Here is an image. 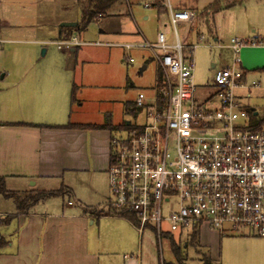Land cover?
I'll return each mask as SVG.
<instances>
[{
    "label": "crops",
    "instance_id": "0c3cea01",
    "mask_svg": "<svg viewBox=\"0 0 264 264\" xmlns=\"http://www.w3.org/2000/svg\"><path fill=\"white\" fill-rule=\"evenodd\" d=\"M72 1L63 6L66 16L63 14L56 23L52 19L40 23V31L45 33L42 37L23 40L6 36V26L0 22V60L7 54V46L17 42H31L41 47L62 40V22L76 24L72 26L71 38L80 42L69 49H59L62 59L52 65L41 64L35 58H22L13 66L0 61V176L4 178L7 190H49L51 186L61 184L68 187L74 197V200H68L67 206H56L50 198L19 212L13 199L1 195L4 200H11L14 207L9 204L12 211L0 212L5 218L10 216L3 223L7 231L1 232L9 243L0 251V264H162L165 261L160 258L161 254L148 252L144 247L138 257L139 241L132 232L126 233V229L133 227L125 219L100 216L86 210L87 207H97L104 213L109 197L107 169L111 158V138L118 131L114 127L131 123L123 116H132L131 111L135 107L127 82L128 74L125 84L118 85L116 74L104 77L90 71L88 68L93 57L87 54L88 47H119L125 52L123 47L115 44L146 39L140 38L143 34L140 30L132 31L125 27L119 28L122 42L80 39V31L74 29L80 18L68 13L75 7L79 8ZM143 1L132 0L130 5L124 4L120 16L114 17L123 19L131 14L134 3ZM152 2L147 1L145 5L153 6ZM176 6L177 9L196 10L194 5L182 8L186 7L182 1ZM119 7L112 9L111 13L118 12ZM153 7L165 18L159 31H170L168 11ZM149 18L150 15H144L145 20ZM105 19L98 22L103 23ZM107 28L102 26L100 32L107 33ZM194 30L198 38L203 34H199L191 24L182 38L185 43L192 44L190 38ZM54 35L56 40L48 37ZM47 51L44 48L42 55ZM125 60L132 63L127 58ZM151 60L154 61L152 57ZM85 64L89 66L86 71ZM155 65L154 83L160 72L156 62ZM74 86L77 88L76 101L72 103ZM67 124L75 126H65ZM76 124L108 125L86 128ZM81 184L87 185L94 196L105 197L106 201L101 205L83 201L79 193ZM5 218L3 216L0 221ZM204 227L208 229V235H198V244L210 259L216 260L220 248L224 249L225 236ZM104 233L117 246H126L130 253H125L121 259L118 253L106 252L100 247ZM114 255L117 259L111 258Z\"/></svg>",
    "mask_w": 264,
    "mask_h": 264
},
{
    "label": "built area",
    "instance_id": "2783aa9c",
    "mask_svg": "<svg viewBox=\"0 0 264 264\" xmlns=\"http://www.w3.org/2000/svg\"><path fill=\"white\" fill-rule=\"evenodd\" d=\"M164 2L170 31H159L155 42L115 44L148 50L162 73L135 99L144 121L127 124L111 138L104 211L123 213L116 216L136 230L138 257L148 231L161 255L164 238L181 241L188 230L190 240L204 226L222 236L264 238V118L253 120L259 111L240 99L251 87L238 55L249 41L232 39L234 66L215 68L212 91L199 101L193 73V52L199 44H187L179 34V28L194 21L196 11ZM53 43L69 49L80 42L71 38ZM252 43L264 46V37Z\"/></svg>",
    "mask_w": 264,
    "mask_h": 264
},
{
    "label": "rangeland",
    "instance_id": "374dc122",
    "mask_svg": "<svg viewBox=\"0 0 264 264\" xmlns=\"http://www.w3.org/2000/svg\"><path fill=\"white\" fill-rule=\"evenodd\" d=\"M71 1L72 0H0V22L2 25L6 26L4 27L6 28V30H4L5 35L23 40L44 36L45 33H41L42 31H40V23L50 19L56 23L58 18L65 15L63 6L68 2L71 3ZM79 1L80 0H73L72 4H77L79 7ZM147 1L149 2L151 0L134 3L131 8V14H128V16L123 19H120L121 17H114L120 16L123 5L118 8L120 11L117 9L118 12L111 13L110 10L105 15H98L97 21L91 22L86 30L79 33L80 39L85 41L100 40L105 42H122V35L119 34L121 30L119 28L125 27L127 30H140L143 33L142 36H140L141 39L145 38L149 42H155L157 33L162 28L165 18L159 14L157 8L153 6L147 7L145 5ZM181 1L186 6L182 8H187L191 5L195 6L197 15L191 24L196 28L199 34L203 33L205 36V40L200 41L194 30L190 38L192 45L199 44L193 52V59L195 61L193 73L194 80L198 87V100H202L206 95L211 93L212 72L215 68L218 69L227 65L234 66V53L229 47L232 39L237 38L239 40L249 41L247 45L240 49L238 55L242 62V66L247 70V83L251 85V87L243 90V92L240 91L239 94L241 92L244 94L240 99L245 106L256 108L259 111L257 118L252 116V119H263L264 46L255 45L252 42H255L259 36L264 37V0H243L242 3L237 2L235 5L226 9L224 7L215 13H203V11L205 7L216 0H171L174 8H176L177 3ZM130 2H132V0H128L127 4L130 5ZM221 2L224 4L225 0H221ZM152 3H155L162 11H168L164 0H153ZM126 5L124 7L127 8ZM128 10L130 11V8H128ZM68 13H73L72 15L74 17H81L80 9L76 7L72 9V12ZM144 15H150V18L145 20ZM103 19H105L103 23L98 22ZM190 25L179 28L181 38L188 32ZM102 26L108 27L107 33L100 32ZM43 31H46V29ZM125 32L127 33L128 31L125 30ZM48 37H50L51 40H56L55 35ZM52 43H46L41 45V47L32 45L31 42L24 41L8 45L6 49L7 54L3 60L1 59L2 63H5L7 66H13L15 61L21 60L22 58H35L39 60L41 64H56L62 59V54H60V50L57 46ZM44 48L48 51L43 56L42 50ZM88 48L87 54L92 55L93 59L90 67L86 66V64L84 65L85 71L90 69V71H94L96 74L104 77H106V75L109 76L110 73H114L116 74V83H118V85L125 84L126 75L128 74L127 82L130 90H132V99L135 100L140 92H146L149 88L154 86L156 65L155 61L151 60L152 55L149 56L148 50L124 48L126 51L123 52L119 47L97 46ZM125 53L126 56L124 57ZM130 56L134 58V62L128 64L125 59H128ZM80 59L81 57H79V60ZM213 64H215V67ZM144 65L147 66V68L144 67ZM253 81L259 83V86L252 85ZM248 93H250V97H247ZM134 111V115L132 116L124 115V119L131 123H142L144 119L140 117L138 107L135 106ZM119 133L120 132H117L116 135H119ZM51 187L52 188L49 190L39 189V191H62L60 195L51 197V202H54V205L58 206L60 204V206H67L69 199L74 200L72 193L63 189L64 187L61 184ZM103 188L106 187L103 186ZM79 193L82 195L83 201L89 204L101 205L106 201L105 197L98 198V196H94L87 185L83 186L81 184ZM9 204H12L14 207V203L11 200H4L0 195V212L5 213L7 211H12L9 209ZM86 210L93 213V211H99L100 209L97 207H87ZM25 211L26 210H23L22 212ZM107 212L108 210L104 211V213ZM5 217L4 215V218ZM4 225L0 223V232L7 231L6 225ZM207 230V228L201 227L198 232L199 236L207 234ZM130 232L135 236L134 238L136 241H139V235L136 230L132 228L126 229V233ZM188 232V230L183 232L184 235L181 241H177L175 238L172 240L164 238L162 240L163 252L160 258L165 261V263L163 262L162 264H264V238L225 234V237H223L224 249L222 248L221 250L220 248L217 259L212 260L199 244H194L189 241V238L185 235L188 234ZM176 237H179L178 233H176ZM109 239L110 237L104 233L100 240V247L106 249V252L115 253V255L118 253L121 259H123L125 253H130L126 246H117L116 243H113ZM184 241L188 242L187 247ZM174 244L180 251L177 256L173 251ZM143 247L148 252L158 251V245L153 232H146L143 240ZM115 255L111 256V258L117 259Z\"/></svg>",
    "mask_w": 264,
    "mask_h": 264
},
{
    "label": "trees",
    "instance_id": "16d2710c",
    "mask_svg": "<svg viewBox=\"0 0 264 264\" xmlns=\"http://www.w3.org/2000/svg\"><path fill=\"white\" fill-rule=\"evenodd\" d=\"M127 1L128 0H80L79 1V9H80L81 17H80V20L77 24V27L74 29H76L80 32L86 30L91 22L97 21L98 15H105L110 10H112L116 7H119L121 5L127 4ZM237 2L242 3L243 0H225L224 4H222L221 0H216L212 4L205 7L203 13H205V12L215 13L224 7H225V9L228 7H231V6L235 5ZM153 6H156V4L154 3ZM72 30H73L72 27H63L62 28V32H63L62 38L63 39H70L72 36ZM160 73H161V71H160ZM76 91H77V88H76V86H74L72 89V93H71L72 103H74L76 101ZM134 108L131 111L132 115H134V112H135ZM69 125L75 126V124H67L65 126H69ZM76 125H78L80 127H86V128H102V127H106L108 124L107 125L106 124H102V125H99V124H76ZM126 127H128V125L123 124L121 126L114 127V129L115 128L116 129H122V128H126ZM63 189L70 191L68 187H64ZM61 192L62 191H53V190L45 192V191H39V190H35V189L29 190V191H24V192L9 191L6 188L4 178L0 176V195H2L5 198L13 199L19 212H22L23 210H28L30 206L36 204L37 202H39L41 200L49 199L51 197H56V196L60 195ZM97 211L98 210L93 211V213H97L100 216L103 214V213H101V211H99V212H97ZM107 213H109V215H115V216L116 215H118V216L123 215V213H121L115 209H109ZM9 217L3 219L1 221V223H5V221H8ZM189 241H191L194 244H196V243L198 244V231H195V233L192 235V237L190 238ZM8 243H9V241L7 240V238L3 234H1V232H0V251L4 247H6L8 245ZM173 246H174L173 247L174 254L177 256L180 253L179 248L176 247L175 244Z\"/></svg>",
    "mask_w": 264,
    "mask_h": 264
},
{
    "label": "water",
    "instance_id": "95a60500",
    "mask_svg": "<svg viewBox=\"0 0 264 264\" xmlns=\"http://www.w3.org/2000/svg\"><path fill=\"white\" fill-rule=\"evenodd\" d=\"M75 25L76 24L74 22H64V23H62L63 27H72V26H75ZM213 66L215 67L214 64H213ZM213 72H214V70H213ZM213 72H212V74H213Z\"/></svg>",
    "mask_w": 264,
    "mask_h": 264
}]
</instances>
